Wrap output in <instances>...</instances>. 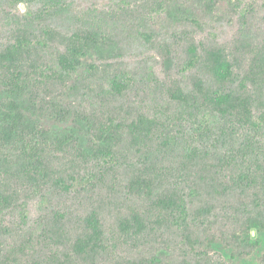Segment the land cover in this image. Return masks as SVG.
Segmentation results:
<instances>
[{"label":"trees","instance_id":"trees-1","mask_svg":"<svg viewBox=\"0 0 264 264\" xmlns=\"http://www.w3.org/2000/svg\"><path fill=\"white\" fill-rule=\"evenodd\" d=\"M167 1L178 5L187 0ZM47 48L58 49L54 65L44 61ZM114 48L113 39L98 28L65 32L39 23L34 31L18 30L0 53V87L6 95L0 100V214L52 189L68 192L90 178L96 180L93 191L105 187L111 205L106 209L99 199L97 208L66 232L50 225L46 238L66 251L28 263L100 264L116 248L109 246L106 232L111 215L126 239L176 231L205 260L207 248L218 240L231 244L238 257L251 254L260 244L254 234L264 232V45L243 47L245 65L220 46L201 53L188 45L187 65L200 75L190 92L177 82L167 89L169 100L199 126L188 140L170 132L162 115L79 104L101 97L119 101L125 95L121 63L117 57L103 58ZM164 53L171 62L168 47ZM50 121L71 126L51 130ZM131 156L133 164L128 163ZM97 164L109 167L102 170L107 175L83 176ZM126 164L131 169L127 176H116L117 167ZM119 189L129 199L122 206ZM26 249L0 253V264H23ZM137 261L133 264H164L159 254Z\"/></svg>","mask_w":264,"mask_h":264},{"label":"rangeland","instance_id":"rangeland-1","mask_svg":"<svg viewBox=\"0 0 264 264\" xmlns=\"http://www.w3.org/2000/svg\"><path fill=\"white\" fill-rule=\"evenodd\" d=\"M194 20L199 21L200 26H196ZM39 23L65 32L98 28L114 41V50L104 51L103 58L117 57L115 59L121 63L120 75L127 86L125 95L119 101L101 97L79 100V104L89 106L93 102V107L105 111L121 106L134 115L145 112L162 115L168 120L170 132L180 133V138L188 140L198 133L199 126L190 123L188 114L167 95V89L175 82L190 92L194 78L200 75L187 65L188 45L194 44L201 53L204 48L220 46L241 58L245 65L243 47L251 50L264 45V0H187L178 5L167 0H42L35 3L0 0V53L13 42L18 30L34 31ZM144 36L151 41L147 42ZM166 47L171 51L169 63L164 55ZM57 54L55 48L43 50L44 61L54 65ZM95 88L98 89L96 85ZM5 96L0 87V100ZM203 119L202 116L201 122ZM65 125L71 126L70 123ZM65 125L47 122V127L56 131L64 130ZM260 132L264 141L262 124ZM134 161L133 156L128 159L129 164ZM136 162L140 167L141 161L136 159ZM127 164L117 167L115 175L126 177L131 170ZM90 167L83 176L87 173L97 177L101 173L107 175L102 170L109 168L102 164ZM95 181L90 178L88 182L72 186L68 192L52 189L20 209L0 214V253L25 246L27 258L23 264H29L39 256L65 252L63 247L56 249L46 238V232L52 224L65 232L74 229L83 215L97 208L99 199L107 203L106 209L111 208L104 186L93 191ZM119 190L126 198L120 197L118 203L122 206L129 199L125 189ZM58 214L63 215V219L56 222ZM111 216L106 220V232L109 246L116 248L110 250L100 264H133L140 257L156 254L161 255L164 264H264V232L254 234L253 238L260 244L247 256H236L231 244L218 240L219 243L207 248L210 256L205 260L193 254L189 246L176 237V231L150 232L151 235L140 241L126 239L119 235L115 218ZM184 251L189 253L184 255Z\"/></svg>","mask_w":264,"mask_h":264}]
</instances>
